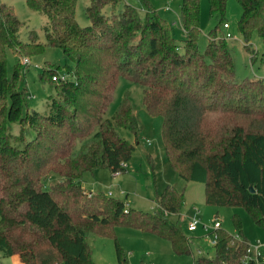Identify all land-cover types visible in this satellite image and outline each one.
Returning a JSON list of instances; mask_svg holds the SVG:
<instances>
[{"label": "trees", "instance_id": "trees-1", "mask_svg": "<svg viewBox=\"0 0 264 264\" xmlns=\"http://www.w3.org/2000/svg\"><path fill=\"white\" fill-rule=\"evenodd\" d=\"M24 1L46 15L50 27L46 43L21 41L24 24L14 7L0 0V252L5 257L17 256L21 264H94L86 242L94 232L114 237L117 264H132L115 237L118 226L153 234L178 255L192 254L179 224L169 220L181 214L184 203L175 186L157 194L151 213L82 187L86 172L123 173L132 158L135 146L116 131L138 128L130 98L124 96L112 120L104 118L120 79L142 87L147 112L162 118L171 168L186 181L204 183L207 205L244 208L264 230V79H236L227 41L217 38V29L199 52L201 0H181V46L152 0H139L141 10L128 4L118 10L122 0H91L87 27L75 19L77 0ZM236 1L242 9L238 30L252 51L254 35L264 43V0ZM208 2L211 18L224 26L228 0ZM47 47L63 51L71 62L63 72L71 78L53 81L62 70L44 68L40 80L55 85V96L46 113L29 112L27 91L20 87L25 69L18 64L9 77L7 52L30 57ZM251 54L252 63L259 58L264 63V53ZM10 123L20 126L19 134L11 132ZM25 128L34 133L31 141ZM52 177L57 180L45 187ZM234 224L236 235L213 230L214 257H199V264H244L250 245L237 217Z\"/></svg>", "mask_w": 264, "mask_h": 264}, {"label": "rangeland", "instance_id": "rangeland-1", "mask_svg": "<svg viewBox=\"0 0 264 264\" xmlns=\"http://www.w3.org/2000/svg\"><path fill=\"white\" fill-rule=\"evenodd\" d=\"M2 2L14 7L16 15L24 24L20 29L21 41L28 43L36 39L46 43L45 29L50 27L46 15L30 10L24 0H2ZM91 0H77L75 19L81 27L90 25L86 16V9ZM125 4L141 10L139 0H122L118 10ZM152 6L159 17L169 24L173 37L178 45H182L185 33L180 21L181 0H152ZM208 0L200 1V28L199 52L203 53L208 44L211 33L216 30L217 38H224L227 41L228 49L231 52L236 79L263 78L264 63L259 58L255 63L251 62L252 51L264 53L262 39L254 35L248 51L242 35L238 30V22L242 9L236 0H228L226 5L224 22L229 24L224 29L222 24L211 18ZM109 13V9H106ZM230 33L231 38L226 39ZM25 55H19L13 49L7 52V74L12 76L18 64L24 67L25 72L20 83L21 89H26L27 108L29 112H47V102L50 97L55 96V85L49 81L42 82L40 75L48 66L58 67L62 70L59 76L64 74V67L71 62L64 56L59 48L47 47L43 53L30 56V64H24ZM67 76V75H66ZM71 78V76H67ZM130 98L133 112L137 119V130L131 128L116 127V131L123 139L135 146L132 158L123 173L113 175L108 169H97L93 172H86L83 175L81 184L87 193H104L110 197H116L132 208L142 212H155L157 210V194L163 189L172 185L184 195V203L179 216L171 215L169 220L178 223L182 232L187 236L190 243L191 255H178L174 252L171 244L153 234L140 232L133 228L118 226L115 228V237L123 249L126 261L132 264H199V257L213 258L215 239L213 234L214 223L218 220L221 229L231 235H236L234 217H237L242 224V234L251 247L264 245V230L253 221L244 208H220L206 204L205 185L202 182H191L182 179L169 165L164 143L162 140V118L151 116L143 103L142 87L126 79H120L115 91L113 101L108 107L104 118L112 120L124 96ZM31 97V98H29ZM10 130L13 134L20 133V126L17 123H10ZM26 141L33 139L34 133L25 128ZM56 177L44 182L45 187H50ZM111 193V194H110ZM197 221L195 231H189L188 225ZM86 242L90 249L91 261L94 264H117L114 237H103L90 232L87 234ZM0 263L21 264L17 256L5 257L0 252Z\"/></svg>", "mask_w": 264, "mask_h": 264}, {"label": "built area", "instance_id": "built-area-1", "mask_svg": "<svg viewBox=\"0 0 264 264\" xmlns=\"http://www.w3.org/2000/svg\"><path fill=\"white\" fill-rule=\"evenodd\" d=\"M224 29H228L230 26L228 23L224 24ZM231 34L227 33L226 34V38H231ZM23 63L26 64H30V60L27 58L23 59ZM53 81H65L67 80V76L66 75H62V76H57V77H53L52 78ZM31 98V97H29ZM124 167H126V164H123ZM118 174V173H117ZM116 175V174H115ZM111 194V193H110ZM197 228V221L194 220L193 222H191L188 225V230L189 231H195ZM221 228V223L216 220L214 223V230H217ZM216 235H215V239L212 242V245L214 246L216 244ZM243 263L244 264H249V263H253V264H264V245H258L255 247H249L247 254L244 256L243 259Z\"/></svg>", "mask_w": 264, "mask_h": 264}, {"label": "water", "instance_id": "water-1", "mask_svg": "<svg viewBox=\"0 0 264 264\" xmlns=\"http://www.w3.org/2000/svg\"><path fill=\"white\" fill-rule=\"evenodd\" d=\"M252 193H255V190L253 188L250 189Z\"/></svg>", "mask_w": 264, "mask_h": 264}, {"label": "crops", "instance_id": "crops-1", "mask_svg": "<svg viewBox=\"0 0 264 264\" xmlns=\"http://www.w3.org/2000/svg\"><path fill=\"white\" fill-rule=\"evenodd\" d=\"M85 190V189H84ZM86 191V190H85Z\"/></svg>", "mask_w": 264, "mask_h": 264}]
</instances>
